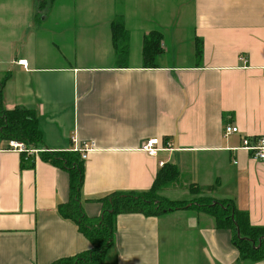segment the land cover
Wrapping results in <instances>:
<instances>
[{"label": "crops", "instance_id": "obj_1", "mask_svg": "<svg viewBox=\"0 0 264 264\" xmlns=\"http://www.w3.org/2000/svg\"><path fill=\"white\" fill-rule=\"evenodd\" d=\"M119 20L129 35L122 65L112 38ZM151 32L190 35L189 47L175 36L183 56L146 67ZM162 48L168 55L164 40ZM7 73L4 106L36 112L46 150L93 144L87 215L99 216L111 192L150 189L163 161L179 170L173 188L190 198L192 185L214 186L207 196L233 200L264 226V161L241 148L244 136L264 137V0H0V78ZM227 125L239 132L226 136ZM150 138L161 140L157 156L140 148ZM22 154L0 141V264H51L91 249L57 210L69 173L38 154L24 167ZM106 264L264 259H240L229 229L186 208L118 215Z\"/></svg>", "mask_w": 264, "mask_h": 264}, {"label": "trees", "instance_id": "obj_2", "mask_svg": "<svg viewBox=\"0 0 264 264\" xmlns=\"http://www.w3.org/2000/svg\"><path fill=\"white\" fill-rule=\"evenodd\" d=\"M112 38L118 64H125L129 54V35L121 20L113 23ZM162 42L163 35L160 32H151L144 38L142 52L146 67L156 66L154 57L162 53ZM198 55H201L200 47ZM10 76L11 74L7 73L0 78V141L18 140L37 148L40 150L38 155L41 160L69 173V199L65 203H60L57 210L63 219L72 221L92 245L88 251L59 259L51 264H106V256L114 245L118 215L138 213L145 216H160L166 212L186 208L212 217L218 228L229 229L240 259L250 261L264 259V226L252 225L249 214L238 209L233 200L207 196L214 186L192 185L191 197L185 200H172L162 195L161 192L174 184L179 177L178 168L172 164H164L160 168L150 189L111 192L99 199L102 204V213L99 216L87 215L82 194L85 160L78 151L46 150L36 112L23 107L7 109L4 106L3 90ZM34 161L35 156L22 154L24 167L33 166Z\"/></svg>", "mask_w": 264, "mask_h": 264}, {"label": "built area", "instance_id": "obj_3", "mask_svg": "<svg viewBox=\"0 0 264 264\" xmlns=\"http://www.w3.org/2000/svg\"><path fill=\"white\" fill-rule=\"evenodd\" d=\"M241 59L244 63L247 62V58L245 56H242ZM18 62L27 67L26 60H19ZM238 132L239 128L233 125H227L224 129V133L226 136ZM74 142L76 144V140ZM140 148L151 156H157L159 151L164 149L159 138L148 139L141 145ZM241 148L247 150L253 158L264 161V137L244 136L241 140ZM8 149H12L29 156H34L40 151L39 149L28 146L24 142L18 140H10L8 142ZM92 149L93 144L91 142L85 141L81 144L77 143V146L74 147L73 151H78L79 153H81V157L86 160L89 152ZM160 164L164 165L165 162L161 161Z\"/></svg>", "mask_w": 264, "mask_h": 264}, {"label": "rangeland", "instance_id": "obj_4", "mask_svg": "<svg viewBox=\"0 0 264 264\" xmlns=\"http://www.w3.org/2000/svg\"><path fill=\"white\" fill-rule=\"evenodd\" d=\"M50 1L53 2L54 0H50ZM175 36L180 37V38H182L184 40L185 49H187V47H189V43L187 41V38L190 35H163V40L165 42V48L168 51V55L165 56L166 50H163L160 55H156L154 57L156 63H159V64L160 63L161 64H166V63H169V62L173 63V62H175V60H176V58L178 56H183V55H178L177 54V51L178 50H177V47H176ZM127 61H128V58H127ZM173 186L171 185V186L166 187L161 192L162 195L165 196V197H167V198H170L172 200H185V199H188L189 198L188 190L185 189L186 187H184V186L181 185V186H178V187L175 186L173 188ZM176 187L178 189H176Z\"/></svg>", "mask_w": 264, "mask_h": 264}]
</instances>
